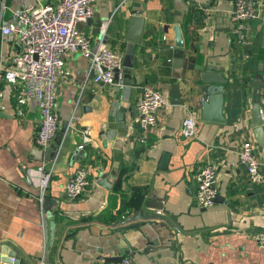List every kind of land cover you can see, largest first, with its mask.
I'll use <instances>...</instances> for the list:
<instances>
[{"label": "crops", "instance_id": "1", "mask_svg": "<svg viewBox=\"0 0 264 264\" xmlns=\"http://www.w3.org/2000/svg\"><path fill=\"white\" fill-rule=\"evenodd\" d=\"M56 1L0 0V20L26 5ZM235 1L128 0L120 5V0H95L92 17L80 28L96 43L100 24L110 18L106 40L122 54L130 73L122 72V86L101 83L90 71L88 55H67L57 98L60 122L46 147L35 140L37 106L30 103L21 117L15 86L3 85L0 247L19 250L26 264L41 259L45 264H102L109 256H130L135 264H264V246L253 238L264 230V185L251 182L239 159L243 141L251 138L264 172V142L251 126L256 96L264 108V19L250 20L252 43L241 49L232 36ZM135 10L144 17L142 37L129 48ZM177 22L185 38L182 57L170 46ZM19 50L14 36L0 33V69ZM208 68L228 79L221 84L225 121L214 120L220 114L213 109L207 112L212 119L202 117L206 84L201 72ZM174 83L180 85L183 104L171 101ZM143 85L161 88L167 96L149 134L139 125ZM190 112L197 135L184 137L181 127ZM88 131L90 141L84 143ZM78 148L83 152L74 156ZM56 156L40 199L37 168ZM207 162L216 167L218 196L209 207H200L196 174ZM80 166L88 169L92 182L86 194L70 197L65 184ZM114 168L115 176L103 180L102 173L108 176ZM135 186L143 192L122 214L123 194ZM149 200L158 204L148 205ZM135 209L140 212L122 224Z\"/></svg>", "mask_w": 264, "mask_h": 264}, {"label": "built area", "instance_id": "2", "mask_svg": "<svg viewBox=\"0 0 264 264\" xmlns=\"http://www.w3.org/2000/svg\"><path fill=\"white\" fill-rule=\"evenodd\" d=\"M95 0H57L29 4L15 11L9 20H0V33L14 36L20 45L12 63L0 69V101L4 96V84H12L17 90L15 109L23 117L26 108L34 103L39 112L35 140L39 147H46L56 137L60 117L58 113V89L66 75L65 58L69 54L82 53L89 56L90 71L94 79L105 84L124 85L122 73L116 80L114 69L124 67V58L106 40L110 18L104 19L98 28L96 43L80 28L94 13ZM128 0H120V5ZM264 1L236 0L232 13L234 24L232 36L235 43L246 49L252 43L251 19H264ZM164 38H167L165 35ZM174 48V44L170 45ZM171 60V59H169ZM80 99L76 101L77 109ZM167 102L165 92L158 87L143 85L137 102L140 114L139 125L144 134H149L157 125V113ZM3 109L4 104L0 103ZM181 134L184 137L197 135V120L190 112L183 120ZM86 132L83 142L90 141ZM84 145L81 144L80 147ZM240 162L246 167L249 179L264 185V172L256 155L254 141L247 138L239 150ZM57 156L49 164L38 166L40 199L44 197L54 172ZM195 201L200 207H209L218 195L217 174L214 164L207 162L196 174ZM88 169L80 166L65 184L70 197L86 194L91 185ZM255 241L264 246V230L256 231ZM39 264H45L41 259ZM102 264H135L130 256L120 261H105Z\"/></svg>", "mask_w": 264, "mask_h": 264}, {"label": "water", "instance_id": "3", "mask_svg": "<svg viewBox=\"0 0 264 264\" xmlns=\"http://www.w3.org/2000/svg\"><path fill=\"white\" fill-rule=\"evenodd\" d=\"M141 11L135 10L133 12V15L131 17L130 22V31L127 35V38L131 40V42L128 44V47L130 48L134 42H138L141 40L142 37V30H143V22L144 17H141ZM174 45H175V53L178 57H182L184 48H185V38L184 33L182 30V26L180 22L174 23ZM182 61H177L176 65L181 66ZM124 64L126 62L124 61ZM129 67V66H128ZM126 71L130 73V68H118L116 67L114 69L115 72V78L119 79L120 74L123 71ZM129 75V74H127ZM176 77H180V74H177ZM201 81L203 84V91L206 95V99L204 100V103L202 105V117L204 119H212L210 117V113H207L211 111L212 109L216 111V114H220L213 117L214 120L217 121H225L224 117H221L222 115V105L224 101V97L226 96V93L222 89L221 84H226L228 82V79L223 75L222 72L213 69L208 68L201 72ZM261 85H264L261 83ZM171 101L174 104H183V99L180 94V85L179 83H174L171 89ZM134 113L136 112V107H133ZM136 114V113H135ZM140 114V113H139ZM264 108L260 103L259 97L256 96L254 98V103L251 108V126L254 127L257 139L259 142H264ZM120 118H123V115H120ZM105 145V142H104ZM83 150L80 148L76 149L74 152V156L78 153H82ZM116 173V168L112 169V171L108 174V176L105 173H102L101 177L103 180H111L114 174ZM106 186V185H104ZM106 187H110L107 185ZM218 196V195H217ZM216 196V197H217ZM216 200V199H215ZM154 203V202H153ZM158 204V203H156ZM152 204V201H148V205H156ZM156 207H161L160 205ZM140 212V209H135L133 211L132 215H129L126 217L122 224H125L127 222H130L134 219V217ZM152 216H146V219L150 218ZM132 227L138 226V223L130 225ZM122 257H116V256H109L107 257L108 261H120ZM0 264H26V259L23 257V255L20 253L19 250L15 248H8L7 246H1L0 247Z\"/></svg>", "mask_w": 264, "mask_h": 264}, {"label": "trees", "instance_id": "4", "mask_svg": "<svg viewBox=\"0 0 264 264\" xmlns=\"http://www.w3.org/2000/svg\"><path fill=\"white\" fill-rule=\"evenodd\" d=\"M143 192L142 187L135 186L131 193L123 194L122 204L120 208V212L122 214L128 213V210L131 208V206L134 205V200L136 196H139ZM117 216L110 215L111 219H115Z\"/></svg>", "mask_w": 264, "mask_h": 264}]
</instances>
